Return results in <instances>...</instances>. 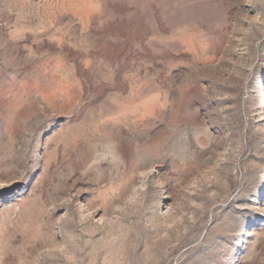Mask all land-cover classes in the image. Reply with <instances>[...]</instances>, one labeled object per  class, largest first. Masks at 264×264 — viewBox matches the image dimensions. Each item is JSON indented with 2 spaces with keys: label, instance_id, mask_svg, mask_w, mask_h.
<instances>
[{
  "label": "rangeland",
  "instance_id": "374dc122",
  "mask_svg": "<svg viewBox=\"0 0 264 264\" xmlns=\"http://www.w3.org/2000/svg\"><path fill=\"white\" fill-rule=\"evenodd\" d=\"M0 264H264V0H0Z\"/></svg>",
  "mask_w": 264,
  "mask_h": 264
}]
</instances>
